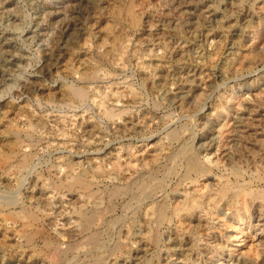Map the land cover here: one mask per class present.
Here are the masks:
<instances>
[{
    "label": "rangeland",
    "instance_id": "374dc122",
    "mask_svg": "<svg viewBox=\"0 0 264 264\" xmlns=\"http://www.w3.org/2000/svg\"><path fill=\"white\" fill-rule=\"evenodd\" d=\"M0 264H264V0H0Z\"/></svg>",
    "mask_w": 264,
    "mask_h": 264
},
{
    "label": "bare ground",
    "instance_id": "6f19581e",
    "mask_svg": "<svg viewBox=\"0 0 264 264\" xmlns=\"http://www.w3.org/2000/svg\"><path fill=\"white\" fill-rule=\"evenodd\" d=\"M127 12V11H126ZM89 76V75H88ZM93 79V78H92ZM67 90V89H66ZM68 93H69V96L71 97V98H74L75 100L76 99H78V101L79 100H82V99H84L85 98V96H86V91L83 89V88H80V87H71L70 86V88L68 89ZM105 113V112H104ZM113 115V114H112ZM173 133V132H172ZM176 133H178V132H175V133H173L172 134V136L173 137H175L176 136ZM171 134V133H170ZM180 136V135H179ZM173 139V138H172ZM190 150V149H189ZM24 153V155L26 154L25 152H23ZM27 156H25L24 157V159H22V165H24L25 163H27ZM188 169L189 170H193V171H203L204 169H205V165L203 166V164L202 165H200V163L198 162V160L194 157V155H192L191 153H190V156H189V158H188ZM186 164V163H185ZM209 165V164H208ZM25 166V165H24ZM207 167V166H206ZM23 168V167H22ZM206 171H208V169L206 170ZM186 173H187V171H186ZM192 173H194V172H192ZM200 173V172H199ZM147 174H149V173H147ZM151 174V173H150ZM201 175V174H200ZM140 178V177H139ZM144 178V177H143ZM144 180H145V178H144ZM148 180V179H147ZM181 180V179H180ZM152 181V180H151ZM149 182V183H152V182ZM74 182H76L77 183V185H80L81 187H86L88 184H87V182L84 180V179H82V177L79 179V177H77L76 178V180L74 181ZM89 186V185H88ZM72 187V186H71ZM152 187H154V186H152V185H150L149 186V184L146 182V181H142V179L140 180V179H136V180H134L130 185H127V186H124L123 188H118V189H114V190H112L111 192H110V196H113V195H116L117 193L119 194V192H122V191H125V193L126 192H128V195H129V198H130V200L131 201H134V203H135V201L137 202V201H140L141 199H145L144 197L146 196V195H148V194H150L151 195V192H152ZM226 187V186H225ZM160 189H161V187H160ZM13 190V189H12ZM86 190V189H85ZM243 191V190H242ZM196 192V191H195ZM122 193H124V192H122ZM242 193V192H241ZM127 194V193H126ZM196 194V193H195ZM197 195L198 194H196V195H193L192 194V196L191 197H188L187 198V200L185 201V200H183V201H185L184 202V204L183 203H181L180 205L181 206H178V207H176L175 206V208H173V211H174V214L176 215V214H178V212L182 215V214H184V212H188L190 209H193L194 210V208H192L194 205H195V203L196 202H198V198L199 197H197ZM205 195V194H204ZM237 195V194H236ZM241 195V194H240ZM239 195V196H240ZM243 195H244V193H243ZM126 196V195H125ZM149 196V195H148ZM147 196V197H148ZM153 196V195H152ZM202 196V195H201ZM211 196H213V195H211V193H210V195L208 194V195H206V196H204L205 198H207V199H209ZM234 196V195H233ZM121 197H122V195H121ZM156 197V196H155ZM215 198V197H214ZM166 199V198H165ZM204 199V198H203ZM164 200V199H163ZM176 200V199H175ZM200 200V199H199ZM201 200H202V197H201ZM200 200V201H201ZM153 201V200H152ZM172 201V200H171ZM199 201V202H200ZM198 202V203H199ZM139 203V202H138ZM137 203V204H138ZM132 205V204H131ZM147 205V207H145L146 209H144V210H146V213L150 216V217H153L154 219H155V221H157V222H162L163 220H166V219H168L167 218V207H166V204L164 203V201L162 202L161 201V203H160V201H158V202H156L155 204H150V206H148V204H146ZM197 205V204H196ZM174 207V206H173ZM196 207V206H195ZM172 208V207H171ZM143 210V209H142ZM171 210V209H170ZM169 210V211H170ZM170 213V212H169ZM23 215V214H22ZM91 215V214H90ZM174 215V216H175ZM94 216V215H93ZM178 216V215H177ZM148 217V216H147ZM179 217V216H178ZM19 218V217H18ZM86 218V217H85ZM135 219V218H134ZM179 219V218H178ZM91 220H90V218H87V219H85V224H88L89 222H90ZM110 221V220H109ZM178 221V220H177ZM85 224H84V226H85ZM164 226V225H163ZM90 233V232H89ZM94 236V235H93ZM93 238V237H92ZM94 240H95V238H93ZM93 239H92V241H93ZM219 263V262H218Z\"/></svg>",
    "mask_w": 264,
    "mask_h": 264
}]
</instances>
